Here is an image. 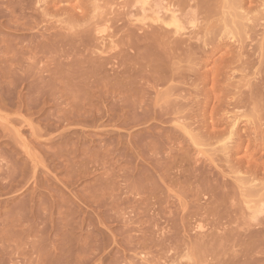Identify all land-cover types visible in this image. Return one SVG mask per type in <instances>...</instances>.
Listing matches in <instances>:
<instances>
[{
	"label": "rangeland",
	"instance_id": "obj_1",
	"mask_svg": "<svg viewBox=\"0 0 264 264\" xmlns=\"http://www.w3.org/2000/svg\"><path fill=\"white\" fill-rule=\"evenodd\" d=\"M0 264H264V0H0Z\"/></svg>",
	"mask_w": 264,
	"mask_h": 264
},
{
	"label": "bare ground",
	"instance_id": "obj_2",
	"mask_svg": "<svg viewBox=\"0 0 264 264\" xmlns=\"http://www.w3.org/2000/svg\"><path fill=\"white\" fill-rule=\"evenodd\" d=\"M147 1V0H146ZM165 5V4H164ZM170 5V4H169ZM173 8V7H172ZM160 9V8H159ZM193 9V8H192ZM164 10H166V14H167V16L169 17L168 19H169V21L167 20V21H164L163 20V17L161 18V16L159 15L160 13L157 11H155V13L154 14H156L155 15V18H154V20H153V22H158V21H163L165 24H166V26L167 25H172V26H174L175 28H176V31L178 32L183 26L181 25V23L179 22V20L177 19V15L175 14V10L174 9H171V8H169L168 6H164ZM191 10V9H190ZM189 10V11H190ZM192 11V13H195V12H193L194 11V9L193 10H191ZM190 11V12H191ZM192 13H191V15H192ZM166 14H165V16H166ZM166 16V17H167ZM193 16V15H192ZM194 17V16H193ZM250 20V19H249ZM256 20V19H255ZM190 23V22H189ZM164 24V25H165ZM191 24H194V23H192L191 22ZM248 25V24H247ZM261 25V24H260ZM160 26V25H159ZM161 27V26H160ZM251 27H253V26H251ZM249 28V27H248ZM183 29H185V28H183ZM250 29V28H249ZM175 31V32H176ZM218 42V41H217ZM155 59V58H154ZM260 67V66H259ZM262 69V68H261ZM254 73V72H253ZM53 76V75H52ZM258 79V78H257ZM247 83H249V82H247ZM255 88V87H254ZM256 97V96H255ZM234 102V101H233ZM258 104V103H257ZM227 106V105H226ZM228 107V106H227ZM234 107V106H233ZM259 107V106H258ZM240 110V109H239ZM239 116V115H238ZM263 116V115H262ZM245 117V116H244ZM249 118V117H248ZM229 119V118H228ZM232 120V119H231ZM233 121V120H232ZM249 121V120H248ZM235 123V122H234ZM261 142V141H260Z\"/></svg>",
	"mask_w": 264,
	"mask_h": 264
}]
</instances>
